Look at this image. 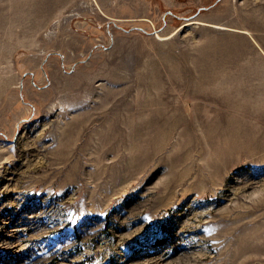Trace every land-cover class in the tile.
<instances>
[{"label":"rangeland","instance_id":"1","mask_svg":"<svg viewBox=\"0 0 264 264\" xmlns=\"http://www.w3.org/2000/svg\"><path fill=\"white\" fill-rule=\"evenodd\" d=\"M9 1L0 264H264V0Z\"/></svg>","mask_w":264,"mask_h":264},{"label":"crops","instance_id":"2","mask_svg":"<svg viewBox=\"0 0 264 264\" xmlns=\"http://www.w3.org/2000/svg\"><path fill=\"white\" fill-rule=\"evenodd\" d=\"M68 0H39L38 4L40 7H44L39 10H31L29 6L32 5L31 0H11L9 1L8 4L12 5L10 9H8V13H20V14H27V13H32V12H45V13H67V12H73L69 11L67 9H64ZM94 4H98V0H92ZM24 19V18H23Z\"/></svg>","mask_w":264,"mask_h":264},{"label":"bare ground","instance_id":"3","mask_svg":"<svg viewBox=\"0 0 264 264\" xmlns=\"http://www.w3.org/2000/svg\"><path fill=\"white\" fill-rule=\"evenodd\" d=\"M191 21H192V20H190V21H186V22H184V24H185V23H189V22H191ZM156 35L160 36V35L157 34V33H156ZM35 85H36V84H35ZM233 116H234V115H233ZM235 117H237V116H235ZM232 118H233V117H232ZM237 118H238V117H237ZM237 118H236V119H237ZM238 119H239V118H238ZM24 120H25V119H24ZM17 121H18V120H17ZM233 121H235V119H234ZM236 121H237V120H236ZM238 121H239V120H238ZM238 121H237L236 123H238ZM240 121H241V120H240ZM243 121H244V120H243ZM227 123H228V122H227ZM238 124H240V123H238ZM238 124H237V125H238ZM16 125H17V124H16ZM230 126H231V125H230ZM235 126H236V124H235ZM227 132H229V131H227ZM250 243H251V240H250ZM255 245H256V244H255L254 242L251 243V244H248V245H247V250H251L252 247H254ZM261 249H264V247L261 246ZM261 249H260V250H261Z\"/></svg>","mask_w":264,"mask_h":264}]
</instances>
